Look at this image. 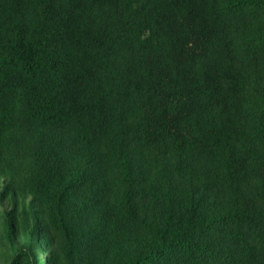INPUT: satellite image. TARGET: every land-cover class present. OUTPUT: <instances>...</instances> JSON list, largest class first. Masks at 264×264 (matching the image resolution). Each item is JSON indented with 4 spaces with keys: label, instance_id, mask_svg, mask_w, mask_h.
<instances>
[{
    "label": "trees",
    "instance_id": "obj_1",
    "mask_svg": "<svg viewBox=\"0 0 264 264\" xmlns=\"http://www.w3.org/2000/svg\"><path fill=\"white\" fill-rule=\"evenodd\" d=\"M0 264H264V0H0Z\"/></svg>",
    "mask_w": 264,
    "mask_h": 264
}]
</instances>
